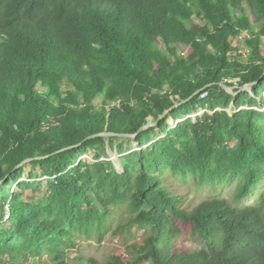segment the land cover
I'll use <instances>...</instances> for the list:
<instances>
[{
  "label": "trees",
  "instance_id": "1",
  "mask_svg": "<svg viewBox=\"0 0 264 264\" xmlns=\"http://www.w3.org/2000/svg\"><path fill=\"white\" fill-rule=\"evenodd\" d=\"M263 93L264 0H0V264H264V192L241 206L264 181ZM106 138L139 145L123 173ZM188 178L236 190L195 201ZM108 236L104 260L70 256Z\"/></svg>",
  "mask_w": 264,
  "mask_h": 264
},
{
  "label": "rangeland",
  "instance_id": "2",
  "mask_svg": "<svg viewBox=\"0 0 264 264\" xmlns=\"http://www.w3.org/2000/svg\"><path fill=\"white\" fill-rule=\"evenodd\" d=\"M262 98L264 99V93L262 95ZM244 109H246V107ZM259 110L264 111V106L263 108ZM239 111L240 110H235L233 106L227 110V112L230 115H232L235 112H239ZM206 113H209L210 115L213 114V112L209 110H200L197 113L192 114L195 117L193 118L194 121H196L197 118L203 117L204 114ZM169 123L172 124L171 119L169 120ZM107 138H106V147H105L106 155L100 152L101 160L104 162L106 161V162L112 163L114 167H115L114 163H116L115 161H117L118 164L122 167V164L124 162L123 157L125 155V153H122V151H128L130 149L138 150L139 146L137 143H134V142L128 143L126 142L125 138L115 139L114 146L110 145V141ZM82 159L88 164H94L95 163V153L90 152L86 154L85 156H83ZM24 169L25 170H24L21 181H27L32 184L42 183V185L39 186V191L35 193L36 202H40L48 193V188L46 184L47 178L42 176V172L39 168L34 169L30 164H26L24 166ZM182 187H184V190L187 192L189 196H193L195 198V201H200L202 199L207 198L208 196H214V195H221V196H224L230 199L232 198V195L236 190L234 183L228 184V186H224V187L219 186V184H217L215 189H211L206 186L204 187V186H199V185L194 184L192 179L190 178L186 179V183L182 185ZM263 192H264V181H262L257 186V188H255L252 195L248 196L245 200L242 201L241 206L255 204L256 202H258ZM135 234H137L136 230H135ZM134 242L140 244L141 239H136ZM200 243L201 242L199 241V239L196 238L194 239L193 242L188 244V249L190 251L197 250L198 248H200V245H201ZM116 250H117L116 240L113 239L111 236H108L106 241L100 245L95 243L94 241H81L77 251H71L70 256L73 257L75 255H78V256L82 255V256L94 257L98 260H104L106 256H108L111 252L116 251ZM141 264H145V263H141Z\"/></svg>",
  "mask_w": 264,
  "mask_h": 264
},
{
  "label": "water",
  "instance_id": "3",
  "mask_svg": "<svg viewBox=\"0 0 264 264\" xmlns=\"http://www.w3.org/2000/svg\"><path fill=\"white\" fill-rule=\"evenodd\" d=\"M252 86H253V84H251V85H250V84H249V85H245V86H243L238 92L234 93V92H232V89L228 88V87L225 86V85H222L223 89H224L225 91H227L228 93L232 94L233 96H237V95H238L240 92H242V91H249V92H251V90H252ZM198 93H199V92H197L196 94H194L193 96H191L190 98H188L185 102L190 101L192 98H194L196 95H198ZM176 107H178V105H175L173 108L167 110V111H166V112H165V113L159 118V120H158L157 122L153 123L152 120H150V122H149L147 125L143 126V127L139 130V133H140V132H143V131H145V130L151 128V127H156L157 124H158V122H159L161 119H164L166 116H168L169 113H170V111L173 110V109L176 108ZM190 117H191V118H195L193 115L190 116ZM190 117H187V118H190ZM187 118H186V119H187ZM180 122H181V121H175V120L171 119V123H172V124H170V125H171L172 127H176V125L179 124ZM136 135H137V134H135V135H119V137H129V138L134 139V138L136 137ZM99 136L109 137V136H113V134H105V133H104V134H100ZM138 146H139V145H138ZM31 161H32V160H26V161H24L23 163H21V164L19 165V167H24L26 164H30ZM115 162H116V163H114V164H115V167H116L117 172H118V173H123V168L118 164L117 161H115Z\"/></svg>",
  "mask_w": 264,
  "mask_h": 264
},
{
  "label": "built area",
  "instance_id": "4",
  "mask_svg": "<svg viewBox=\"0 0 264 264\" xmlns=\"http://www.w3.org/2000/svg\"><path fill=\"white\" fill-rule=\"evenodd\" d=\"M204 97H205V94L202 95V98H204Z\"/></svg>",
  "mask_w": 264,
  "mask_h": 264
}]
</instances>
